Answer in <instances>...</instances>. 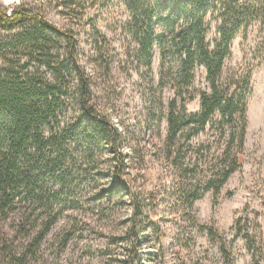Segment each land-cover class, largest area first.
<instances>
[{
	"label": "rangeland",
	"instance_id": "1",
	"mask_svg": "<svg viewBox=\"0 0 264 264\" xmlns=\"http://www.w3.org/2000/svg\"><path fill=\"white\" fill-rule=\"evenodd\" d=\"M239 1L258 13V19L236 31L224 61V75L250 71L242 161L218 195L204 191L189 205L172 194L174 178L181 187L192 183L201 193L213 148L197 161L196 145L223 139L217 117L197 135L180 133L174 142H181L180 155H185L182 170L175 173L170 167L167 113L175 95L169 83H160L158 47L146 68L129 27L128 3L147 6L149 0H0L6 9H32L72 34L88 103L116 128L124 177L145 208L136 264H264V0ZM218 9L211 8L204 21L211 44L220 23ZM21 29H0V38ZM48 45L57 57H65L61 38ZM65 82L68 94L55 112V124H69L70 141L56 170L45 169L38 177L33 197L22 190L10 205L0 207V264H123L116 259L129 252L128 195L115 188L100 195L111 185L116 156L80 132L77 79L72 75ZM201 91H209L204 66L195 69L183 96H193L184 103L188 113L199 111Z\"/></svg>",
	"mask_w": 264,
	"mask_h": 264
},
{
	"label": "trees",
	"instance_id": "2",
	"mask_svg": "<svg viewBox=\"0 0 264 264\" xmlns=\"http://www.w3.org/2000/svg\"><path fill=\"white\" fill-rule=\"evenodd\" d=\"M217 5L220 23L211 44L206 39L208 25L204 21L210 9ZM128 8L132 13L129 27L133 29L131 36L139 61L149 69L157 46L160 83H169L175 95L167 113L165 157L170 167L175 173L182 170L185 155H180L181 142H174L180 133L186 131L192 136L197 135L217 117L219 138L223 139V142L196 145L197 161L206 158L204 153L208 155L209 148H213L208 174L204 180L202 178V192L197 193L192 183L189 187H181L175 177L172 194L182 196L189 205L204 191L212 190L216 196L241 165L250 93V71L224 75V61L230 55L236 31L258 19L257 10L239 0H149L147 6L128 3ZM158 25L163 30L158 31ZM19 27L22 29L0 38V207L10 205L22 190L33 197L38 188V177L45 169L56 170L58 167L59 158L71 137L69 124H55V112L65 105L68 94L65 79L75 75V93L84 125L80 132L88 137L87 141L94 139L107 145L117 160L111 185L100 195L115 188L119 193L127 194L132 205L128 226L132 238L130 249L126 256L116 261L136 264L145 208L124 177L125 162L117 150L116 128L109 120L94 114L88 103L83 71L75 60L73 36L67 30H59L32 9L17 7L8 13V9L0 4V29L10 32ZM52 38L63 40L65 57H57L54 46L48 45ZM200 66L205 67L209 91L199 93V111L188 113L184 103L193 96H183L192 85L195 69ZM40 69L43 70L40 72ZM45 73L51 77H46ZM165 78L168 79L164 81Z\"/></svg>",
	"mask_w": 264,
	"mask_h": 264
},
{
	"label": "built area",
	"instance_id": "3",
	"mask_svg": "<svg viewBox=\"0 0 264 264\" xmlns=\"http://www.w3.org/2000/svg\"><path fill=\"white\" fill-rule=\"evenodd\" d=\"M6 2V0H4ZM10 12V8H8V13Z\"/></svg>",
	"mask_w": 264,
	"mask_h": 264
}]
</instances>
